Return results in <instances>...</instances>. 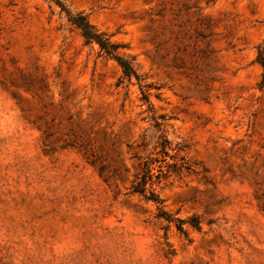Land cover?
<instances>
[{
  "label": "rangeland",
  "instance_id": "1",
  "mask_svg": "<svg viewBox=\"0 0 264 264\" xmlns=\"http://www.w3.org/2000/svg\"><path fill=\"white\" fill-rule=\"evenodd\" d=\"M0 0V264H264V0ZM160 134L155 190L131 193Z\"/></svg>",
  "mask_w": 264,
  "mask_h": 264
},
{
  "label": "trees",
  "instance_id": "2",
  "mask_svg": "<svg viewBox=\"0 0 264 264\" xmlns=\"http://www.w3.org/2000/svg\"><path fill=\"white\" fill-rule=\"evenodd\" d=\"M50 1L57 3L61 7L62 11L68 16L69 21L80 29L87 43L98 44L100 50L106 56L118 62L122 68V75L118 81L119 85L131 82L133 77L140 79V75L137 73L132 61L118 52L121 45L113 42L107 33L100 31L90 21L88 14L83 11L72 12L61 0ZM258 62L264 68V48L260 49ZM171 146L172 143L165 134L158 136L153 150L150 151L142 164L141 173L131 186V193L140 194L146 200L153 201L158 209V217L164 218L168 222H177L178 229L184 232V220L173 217L165 210L164 200L154 188L155 185H159L167 176V167L169 166L168 157L170 156L169 149Z\"/></svg>",
  "mask_w": 264,
  "mask_h": 264
}]
</instances>
